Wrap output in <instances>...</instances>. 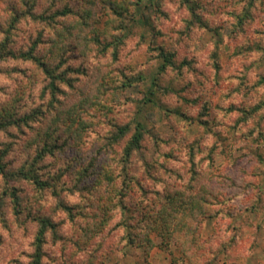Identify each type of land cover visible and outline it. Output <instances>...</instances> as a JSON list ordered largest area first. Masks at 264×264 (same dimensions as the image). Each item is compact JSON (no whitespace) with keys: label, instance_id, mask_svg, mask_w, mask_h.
<instances>
[{"label":"rangeland","instance_id":"obj_1","mask_svg":"<svg viewBox=\"0 0 264 264\" xmlns=\"http://www.w3.org/2000/svg\"><path fill=\"white\" fill-rule=\"evenodd\" d=\"M112 1L127 7L118 18L126 25L122 30L107 26L113 11L104 0H0V111L20 117L36 111L37 118L44 112L39 121L0 130L6 169L16 170L35 156L32 138L53 112L46 107L49 95L39 69L30 60L5 55V46L17 54L37 32L45 41L52 36L50 50L40 45L37 53L52 65L61 58L69 67L73 86L61 84L60 94L69 99L67 105L92 92V82L104 87L94 103L77 108L80 119L91 124L83 142L38 162L41 178L57 189L0 172V264H32L38 216L56 224V231L46 232L40 264H264V0ZM44 4L71 9L73 15L61 21L75 26L82 8L92 10L94 29H72L71 45L57 48L53 27L23 16L29 8L40 12ZM188 5L195 6L201 22L192 21ZM245 10L248 18L240 23ZM14 11L22 14L15 25ZM107 27L123 36L115 56L109 48L99 54L79 51ZM162 47L173 53L178 68L159 72ZM124 74L130 83L111 88ZM145 95L154 102L141 104ZM240 108L255 111L244 117ZM135 114L144 137L125 163L122 149L133 126L113 144L110 132L113 125H133ZM106 163L126 207L111 206L104 226L89 238L88 224L98 218L94 206L98 198L103 201L106 186L99 192L82 188L97 180L91 174L84 185L83 173ZM13 188L20 212L11 202ZM175 191L202 193L204 200L179 213L175 233L149 229L160 224V212ZM59 201L71 206L74 216ZM145 231L151 244L142 240Z\"/></svg>","mask_w":264,"mask_h":264},{"label":"trees","instance_id":"obj_2","mask_svg":"<svg viewBox=\"0 0 264 264\" xmlns=\"http://www.w3.org/2000/svg\"><path fill=\"white\" fill-rule=\"evenodd\" d=\"M186 2H189V0H185ZM105 4L108 5L109 10L113 11V14H110V19L107 21V26L110 28H114L115 30H122L125 28L126 25L122 23L121 19H118L122 12L127 10L126 6L122 4V2H115V1H108L104 0ZM191 14H192V21H199L201 22V17L196 12L195 6L188 5ZM13 11V10H12ZM92 10L85 9L77 15L79 16L77 21H74L76 23V26L71 24H65L61 20L64 19L65 16L72 14L71 9L68 7H64L63 9H52V6L50 5H43L40 12H34L32 9H27L23 13V16H30L33 20L38 21L39 23L43 24L46 28L48 26L53 27L54 33L57 34V39H55L53 42L58 47L61 46H70L71 42H69V38H72L71 36L74 34L73 30H78L79 32H82L84 27H91L92 30L94 29L92 21L95 19L94 16H92ZM12 22L15 25L18 22V19L21 18L22 14H18V11H14L12 13ZM76 15V14H75ZM112 15V16H111ZM114 15V16H113ZM249 12L248 10L244 11L243 16L240 17V23L244 22V18H248ZM61 18V19H60ZM89 18V19H88ZM60 19V20H59ZM62 23L60 24L59 23ZM57 25H60L59 28H56ZM106 28L105 32L102 33L103 35L100 37V35H94L89 38V41L86 39L87 43H85L84 46L79 49L80 52L88 54L89 52H92L93 49L96 50V52L102 53L103 50H111V54L113 56L116 55V52L118 50V45L121 44L123 41L121 35L113 34L110 31V28ZM73 29V30H72ZM7 38H9V30H7ZM96 33V32H95ZM113 34V35H112ZM111 36L112 39H108V37ZM50 39L42 38L41 33L37 32V34L33 37H31L30 43L27 45L26 49H22L17 54L10 50L8 47L6 49V54H9L10 56H17L21 57L24 60H30L37 69L41 72V74L44 76V90H48V105L47 110L50 112H53L51 115V119H49V122L44 126L38 129H36V134L32 138V141L35 139L37 140L36 144V154L33 158H29V161H26L25 164L18 167L16 170H10L6 169L4 162L2 161L3 155L0 154V172L3 174L4 177L9 176H15V175H21L23 178L30 180L32 183H34L36 186L43 188V187H54L57 189V184H51L48 180H43L41 178L40 173L38 172V162L39 160L43 159L46 156L54 155L56 150H59L60 148H63L66 145H80L81 142H83V136L86 133L87 128L91 125L88 121H83L80 119V112L83 111V107L81 104H91L94 103L97 98H100V96L104 93V87L103 83L98 82L94 83L92 82L91 90L92 92L88 93V95H85L84 98H82L80 103H76V101H72L71 104L73 105H67L65 103L68 102L67 99H60V94L62 93L61 84H68L70 86H73L72 83V77L69 76L68 70L69 67H64L65 61H63L61 58H59L58 62L55 65H52L49 60L45 57L43 53L39 54L37 53V50L39 49V46L46 45L45 48L42 49L44 52H48L49 45L48 42L52 40V36H47ZM46 37V38H47ZM103 38L105 42L102 41ZM92 39V40H91ZM94 40V41H93ZM85 41V42H86ZM89 42L91 45H89ZM93 42L96 43L97 49L93 48ZM61 44V46L59 45ZM75 46L76 43H74ZM56 47V46H55ZM2 48V47H1ZM3 49V48H2ZM159 56L161 58V63L159 66V72H163L167 70V68L174 70L175 68H178L177 62L174 59V55L171 52L165 51L164 48H159ZM258 49H262L259 47ZM4 55V56H5ZM0 56L3 57V51L0 49ZM185 62V61H184ZM183 65V62L182 64ZM180 65V67H181ZM72 69V68H70ZM125 75V74H124ZM127 76L125 75L123 78L118 79V84H115L113 86H110L114 90L122 89L126 87L129 83L127 81ZM77 93H80L81 91L79 87H75ZM152 95L153 93L150 92ZM67 96V93L65 94V97ZM148 102H154V100L151 98V96L145 95L144 100L141 104H145ZM81 106V108H80ZM80 108L81 111H78ZM88 109H85L84 112H86ZM240 111H242V115L245 117L247 113H252L255 111V108L251 111H249L246 108H240ZM8 110L0 111V130L7 129L9 125L15 124V126L21 125L22 123L25 124V122H31V121H39L42 117H44V112L41 114L40 118H37L36 111L25 114L23 117L18 116L15 113V116L12 114H9ZM175 113L182 114L179 110H176ZM79 114V115H78ZM137 114V113H136ZM135 118L133 121V125L130 123H126L124 125H113L114 128L111 130L113 132H110V141L109 143L113 144L112 142H118L121 140L129 131H131L132 126L133 130L129 137V139L126 141L125 145L123 146V154H122V160L127 163L130 158L132 157L133 153L138 150L141 147V141L144 137L145 127L143 123ZM243 117V118H244ZM26 120V121H25ZM205 123L206 121H202ZM200 121V123H202ZM27 123V124H28ZM19 127V126H18ZM38 136V137H36ZM64 136V137H63ZM61 137H63L61 139ZM61 139V140H60ZM87 172V169L85 170ZM84 172L83 175L86 176V180L84 185H88V178H90L91 174H97L95 178L97 179L93 185V187L83 186L82 188L87 189L88 191H102V186L105 184L104 189V195H106L102 200L96 201L94 206V214L98 216L94 222H91L88 224V236L90 238L91 234L93 232H98L101 227L104 226L107 219V211L112 206L114 209L120 208L122 211L125 209L126 205L124 202V193L122 194L120 190H117L116 187V181L114 180V170L111 168V165L109 163H106L104 165H100L99 170L93 171V173H90L89 175ZM128 173L123 174L124 183L127 185L129 177L127 175ZM79 184V183H78ZM77 184V185H78ZM184 191H175L172 195H168L167 197V204L165 205L163 211L160 212V224L154 225V227H149V229L158 230L162 234H173L175 233V227H178L179 222H181L182 217H179V213H184L193 203L195 202H202L203 195L202 193L199 195H195L192 193V191H188L187 193H182ZM11 202L13 205V208L16 212H20V201L19 196L17 192H15V189H11ZM178 196V197H176ZM109 201V202H108ZM195 202V203H196ZM65 211H67L69 214L72 213V207L69 206L66 202L59 201L58 203ZM200 205V203H197ZM194 207V205H193ZM192 207V209H193ZM98 211V212H96ZM110 211V210H109ZM152 214V213H151ZM151 214H147V218L149 220ZM74 216V214H71ZM38 228L37 232L34 238V252L32 253V264H40L41 257H42V248L43 244L45 242L46 232L47 230L56 231V224L52 222L47 217H41L38 216ZM94 233V234H95ZM87 235H84V239H86ZM142 240L146 243V245L151 244L152 240L147 236V231L142 235ZM131 244L134 243V239L129 238L128 239Z\"/></svg>","mask_w":264,"mask_h":264}]
</instances>
